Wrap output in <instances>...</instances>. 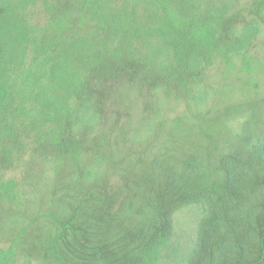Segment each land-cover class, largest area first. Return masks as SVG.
Listing matches in <instances>:
<instances>
[{"label": "rangeland", "instance_id": "obj_1", "mask_svg": "<svg viewBox=\"0 0 264 264\" xmlns=\"http://www.w3.org/2000/svg\"><path fill=\"white\" fill-rule=\"evenodd\" d=\"M29 1L13 4L46 33L73 19L47 33L63 48L87 33L80 12L59 20L68 0ZM228 2L231 56L188 79L144 43L133 61L111 53L106 70L90 50L65 54L55 87L72 108L60 107L68 150L30 118L0 139L12 165L1 181H14L0 185V248L15 264H264V6Z\"/></svg>", "mask_w": 264, "mask_h": 264}, {"label": "trees", "instance_id": "obj_2", "mask_svg": "<svg viewBox=\"0 0 264 264\" xmlns=\"http://www.w3.org/2000/svg\"><path fill=\"white\" fill-rule=\"evenodd\" d=\"M209 1L211 0H68L69 8L57 14L60 16L59 20L66 21L73 10L74 14L80 12V20L86 24L87 33L79 34L80 36L69 41L66 39L64 42H69V45L63 48L64 45H58L56 40L51 41L49 38L52 35L47 33H56L73 26L71 17L67 21L73 23H66L65 26L47 22L46 33L39 25L31 24V16H23L13 0H0V139L9 133V127L16 128L14 133L10 131L12 135L19 134L23 131L22 123L32 121L33 125H43L50 130L48 134L53 140L48 141L59 145L60 149L56 151L68 150V142H59L67 130L64 120L69 118V113H62L60 107L68 111L72 108L68 100L61 106L62 99L69 97L57 95L55 87L56 77L65 68L62 62L65 54L69 58L90 50L91 53L98 54L100 66L106 70L105 66H109L108 61L112 58L111 53L124 57L128 54L127 59L133 55L130 58L133 61L138 52L142 53L140 47L144 43L149 48L146 50L147 54L172 56L175 80L188 79L194 74L193 70L197 65L202 70L200 67L205 58L210 68L220 61L221 54H227L229 59L233 52L229 47L233 38L227 30L231 6L228 0ZM253 2L256 8L264 6L262 0ZM71 5L75 8L71 9ZM239 5L241 9L243 4ZM61 33L59 35L63 36ZM78 41L84 42L86 50H83V45ZM158 42L163 43L164 50ZM112 44L118 46L112 50ZM90 72L89 69L88 73ZM25 100L37 101L42 106H25ZM27 130L28 127L22 134V139L27 137ZM74 143L75 141H71L70 144ZM25 148L23 144L22 147H8L7 150L4 149V154L12 157L13 154L20 153L17 156L20 157ZM34 150L45 155L53 151L49 152L40 144ZM195 160L194 157L188 159L189 164ZM3 164L12 167L8 162ZM0 182L1 187L5 188L3 193L10 191L14 184L13 180L2 182L1 176ZM249 214L254 216L251 211ZM16 258L14 250L0 248V264H15Z\"/></svg>", "mask_w": 264, "mask_h": 264}]
</instances>
